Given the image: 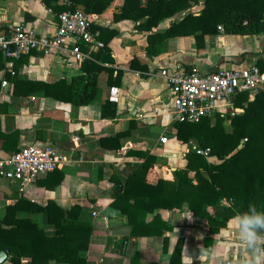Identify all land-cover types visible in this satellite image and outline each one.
<instances>
[{
	"label": "crops",
	"instance_id": "1",
	"mask_svg": "<svg viewBox=\"0 0 264 264\" xmlns=\"http://www.w3.org/2000/svg\"><path fill=\"white\" fill-rule=\"evenodd\" d=\"M65 2L50 0L57 5ZM120 9L119 0H113L104 12L92 13L91 24L115 30L116 34L107 43L102 41L107 51L84 44L83 51L90 54L87 59L94 62L91 67L83 68L82 61L66 50L48 54L33 50L13 60L14 74L11 75L0 56V83L2 79L8 83L4 87L0 84V132H17L16 139L8 144L3 145L0 137V155L36 143L51 144L60 156L59 166L54 169L56 174L40 176L23 189L18 181L0 177V218L6 206L19 198L41 206L52 200L63 209L73 205L86 208L93 226L86 251L87 264H170L171 252L179 238L183 239L180 256L185 263L226 264L234 254L250 257L253 252L243 244L239 216L231 217L217 233L211 234L207 220L195 217L184 203L180 209L158 210L161 218L172 225V230L163 235L134 237L132 225L111 202L113 193L121 188L116 181L143 161L137 152L154 155L161 175L172 180L173 171L186 165V152L199 147L193 140L184 143L175 136L172 93L159 75L161 68L180 64L186 69L204 72L219 67H246L264 58V33L228 34L218 30L204 36L202 47L197 46L194 35L169 37L157 46V53L151 54L147 51L148 32L138 29L137 21L114 20L113 14ZM183 14L181 11L173 19H165L157 29L167 27L171 20ZM56 15L57 11L45 0H0L2 30L22 24L32 26L37 35L50 34L56 30ZM102 52L110 54L114 63L101 62ZM133 58L138 60L134 68L131 67ZM89 67L92 72H86L96 73L98 90L94 100L84 105L46 96L42 91L23 94L19 88L14 92L11 81L14 77L46 83L61 79L69 82L72 77L85 74ZM100 67L113 71L109 74ZM118 71L120 75L116 79ZM110 86L119 88L117 103L108 100ZM105 101L108 106H104L106 114L103 115ZM239 109L233 104L222 106L221 115L233 114ZM226 128H230L228 118ZM123 131L127 133L119 139L120 148H112L109 142L102 143V138ZM163 136L165 141H161ZM206 157L216 161L213 156ZM59 175L61 181L53 185ZM153 175L150 173L149 178ZM32 215L37 219L41 216L40 213ZM151 216L148 214L146 220ZM8 258L9 255L2 264H11ZM51 264L57 263L51 261Z\"/></svg>",
	"mask_w": 264,
	"mask_h": 264
},
{
	"label": "trees",
	"instance_id": "2",
	"mask_svg": "<svg viewBox=\"0 0 264 264\" xmlns=\"http://www.w3.org/2000/svg\"><path fill=\"white\" fill-rule=\"evenodd\" d=\"M45 1L57 13L81 8L86 13L100 14L113 0H67L60 5ZM195 2L197 0H119L121 9L113 14V18L137 21L136 27L148 32L147 51L151 54L159 51L157 46L162 41L176 36L194 35L197 46L202 47L204 36L216 33L219 25L228 34L264 33V0H204L196 13L189 9ZM179 11L184 12L182 17L171 20L163 29H157L162 21L173 19ZM90 29L98 30V38L104 43L116 34L115 30L93 24ZM80 48L85 50L84 43ZM103 50H108L106 45ZM82 63L83 68L94 64L89 59ZM137 64L138 60L133 58L131 67ZM254 64L264 73V58H258ZM90 67L84 69L85 74L74 76L69 82L61 79L46 83L14 77L11 81L14 92L19 88L23 94L42 91L46 96L84 105L94 100L98 90L96 73L87 74L92 72ZM99 69H107L109 74L113 71L112 68ZM119 75L118 71L116 79ZM6 78L10 76L7 74ZM232 103L243 111L226 115L216 112L198 122L173 123L178 140L184 143L193 140L200 148H209V156L215 157L216 161L189 150L185 154L186 165L174 170V177L170 180L161 175L160 167L155 166L154 155L137 152L143 161L133 165L123 179L116 181L121 188L113 193L111 202L132 225L134 237L163 235L172 230V225L161 218L158 210L180 209L184 203L195 217L207 220L211 234L217 233L233 216L241 218L253 210L264 213V88L251 100L248 92H240L233 97ZM104 106H108V101L103 102V115L106 114ZM227 118L230 120L229 129L226 128ZM125 133L118 132L101 141L103 144L109 142L117 149L121 146L119 139ZM0 137L4 140L3 145L8 144L16 139L17 132H0ZM56 172L47 174L52 176ZM150 173L154 174L151 179ZM61 179L59 175L53 185ZM37 213L41 214L40 219L32 215ZM148 214L152 216L146 220ZM92 233L91 216L80 205L63 209L52 200L41 206L19 198L6 206L0 218V250L7 252L11 264H51V261L87 264L86 251ZM164 240H167L165 236ZM182 246L183 239L179 238L171 252L170 264H192L182 262ZM23 258L27 260L23 262Z\"/></svg>",
	"mask_w": 264,
	"mask_h": 264
},
{
	"label": "built area",
	"instance_id": "3",
	"mask_svg": "<svg viewBox=\"0 0 264 264\" xmlns=\"http://www.w3.org/2000/svg\"><path fill=\"white\" fill-rule=\"evenodd\" d=\"M56 30L50 34L37 35L32 26L18 24L8 30L0 27V55L6 70L13 75V60L33 50L44 54L66 50L76 60L90 57L80 44L103 48L99 32L91 30L94 19L92 13L82 9L64 10L56 15ZM218 30L223 31L222 26ZM159 75L172 93L175 121L190 120L198 122L202 117L219 112L222 106H232V99L238 93L248 92L251 100L264 88V73L254 64L242 68L219 67L212 71L197 68L186 69L180 64L161 68ZM2 79L1 85L7 86ZM108 100L119 101V88L110 86ZM162 137L161 141H165ZM198 154L209 156V148L195 147ZM60 156L51 144H30L16 151L0 155V177L16 180L20 189L35 182L40 176L59 166ZM96 215V212H93ZM264 233V232H262ZM226 264H231L227 261Z\"/></svg>",
	"mask_w": 264,
	"mask_h": 264
},
{
	"label": "clouds",
	"instance_id": "4",
	"mask_svg": "<svg viewBox=\"0 0 264 264\" xmlns=\"http://www.w3.org/2000/svg\"><path fill=\"white\" fill-rule=\"evenodd\" d=\"M242 241L245 247L252 249L250 257L243 258L233 255L231 264H264V213L255 212L245 214L240 218ZM218 259L223 260L222 257Z\"/></svg>",
	"mask_w": 264,
	"mask_h": 264
},
{
	"label": "water",
	"instance_id": "5",
	"mask_svg": "<svg viewBox=\"0 0 264 264\" xmlns=\"http://www.w3.org/2000/svg\"><path fill=\"white\" fill-rule=\"evenodd\" d=\"M101 62L105 64H113L114 59L108 54L107 52H102L100 57ZM127 250L129 248V245L127 244L125 247ZM7 252L5 250H0V264H2L7 259Z\"/></svg>",
	"mask_w": 264,
	"mask_h": 264
},
{
	"label": "rangeland",
	"instance_id": "6",
	"mask_svg": "<svg viewBox=\"0 0 264 264\" xmlns=\"http://www.w3.org/2000/svg\"><path fill=\"white\" fill-rule=\"evenodd\" d=\"M203 1L204 0H197V2H195L194 4L192 3L190 5L191 10H193V12L194 11L198 12L202 7ZM179 12H181V11H179ZM182 13H183V11H182ZM241 111H242V108H240L239 111H236V112H241Z\"/></svg>",
	"mask_w": 264,
	"mask_h": 264
}]
</instances>
